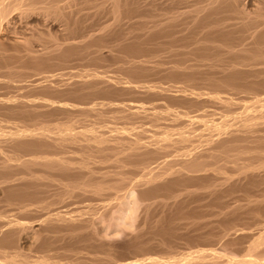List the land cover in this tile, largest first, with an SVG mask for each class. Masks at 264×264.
Returning <instances> with one entry per match:
<instances>
[{
  "label": "bare ground",
  "instance_id": "1",
  "mask_svg": "<svg viewBox=\"0 0 264 264\" xmlns=\"http://www.w3.org/2000/svg\"><path fill=\"white\" fill-rule=\"evenodd\" d=\"M156 1L147 9L138 0H0V65L8 70L0 78H7L0 82V264H264V0L251 3L253 13L246 0H191L186 6L185 0ZM149 9L152 20L132 22L135 13L144 18ZM102 13L111 21L89 33L85 22ZM15 16L30 34L4 33ZM42 20L60 24L62 37L54 29L55 38L46 33L37 24ZM112 39L107 54L123 58H117L124 61L116 64L119 75L98 69L74 70L72 79L70 73L52 74L74 54L83 61L102 56L101 43ZM92 41L101 46L90 50ZM145 49H168L173 64L139 58ZM191 55L200 60L187 62ZM158 73L184 85L133 78ZM185 82L211 88L208 97L220 102V112L191 116L163 103L159 111L150 107L153 129L118 122L144 112L145 105L113 102L123 95L157 96L195 111L208 99L206 91ZM220 89L251 97L236 100ZM109 97L112 103L98 101ZM76 109L80 115L92 109L96 117L78 119ZM160 119L173 123L159 127ZM128 192L145 201L141 220L129 217L134 233L121 244L97 239L94 224L109 225ZM241 198L246 203H237ZM191 202V219L184 223L181 207ZM178 209L182 214L175 215Z\"/></svg>",
  "mask_w": 264,
  "mask_h": 264
},
{
  "label": "rangeland",
  "instance_id": "2",
  "mask_svg": "<svg viewBox=\"0 0 264 264\" xmlns=\"http://www.w3.org/2000/svg\"><path fill=\"white\" fill-rule=\"evenodd\" d=\"M151 0H138V2H140V6H142L143 8H149V7H151L149 4V2H150ZM189 1H191V0H185L184 2H182V4L181 5H188L189 4ZM242 1H244L245 2V0H242ZM157 3H159V4H161V3H165V1H163V0H158V1H156ZM243 2V3H244ZM242 3V4H243ZM251 3H253V4H256V3H254V0L253 1H249V0H246V5L248 6V7H246V9H249V10H247V11H250L251 13H253V9H254V6L253 5H251ZM245 5V6H246ZM141 7V8H142ZM150 10L151 9H149V12L146 10V11H143V15L144 16H142V17H144V18H141V15L142 14H139V13H141V11H139V15L137 14V13H135V15L133 14V13H131V15H134V17L131 19L132 20V22H135V21H137V20H140V19H144V20H146V17L148 18L147 20H152L153 19V17H152V10H151V12H150ZM182 10V9H181ZM148 12V13H147ZM145 13H146V15H145ZM150 13V14H149ZM108 13H102L101 14V16L99 17V19L97 18V19H95L94 20V22L92 21L93 19H91V20H88V21H86L85 22V24L86 25H90V27H88L87 28V30L89 31V33H92V32H97L98 30H97V28H98V26H99V28H101L103 25H105V24H107V23H109L110 21H111V19H110V15H107ZM137 14V15H136ZM135 16H136V18H135ZM101 18V19H100ZM106 18H108V20H106ZM15 19H17L16 18V16L13 18V20H12V23H11V19L9 20V25H7V24H5L4 26V33H6L7 35L9 34V36H11V37H16V38H20V37H22V36H24V35H28V34H30V30L28 29L29 27H28V25L27 24H25V22L24 23H22L23 21H18V19L17 20H15ZM133 19H135V20H133ZM15 20V21H14ZM33 20V21H32ZM36 20H37V22L39 21V19H37V18H35L34 17V19H31V21H32V23H36ZM100 20V21H99ZM43 21V20H42ZM18 22H20V23H18ZM44 22V21H43ZM43 22H39V23H37L38 24V26L39 27H41V28H44V30L46 31V33L47 32H49V33H51V35H52V37H56V34L58 33V35H59V37L61 38L62 37V35H60V34H62L63 33V30H62V32L60 31V29L62 28V26L60 25V24H56L55 26H50L48 23H45L44 22V24H43ZM132 22H130V23H132ZM91 23H92V26L94 27V30L93 29H91ZM47 24V25H46ZM136 25H133V27L135 26V27H140L139 26V24H137V23H135ZM149 24H151V23H149ZM6 25H7V27H6ZM27 25V26H26ZM128 25H129V23H127V26L124 24V29H126V27H128ZM14 28H13V27ZM24 26H25V28H24ZM9 27H10V29H9ZM61 27V28H60ZM97 27V28H96ZM46 28H48L47 30H46ZM181 28V27H180ZM15 29V30H14ZM24 29H25V31H24ZM53 29H54V31L55 32H57L56 34L54 33V31H53ZM184 30H185V28H183ZM182 29V31H180L179 32V34H182L183 33V30ZM14 30V31H13ZM126 30H128V29H126ZM26 31L28 32V33H26ZM186 31V30H185ZM23 33V34H22ZM20 35V36H19ZM64 35V34H63ZM58 38V37H57ZM56 38V39H57ZM116 39H118L119 38V36H117V37H115ZM65 39V38H64ZM64 39H61V40H59V38L56 40V41H59V42H62ZM71 40H73V39H71ZM113 40V39H112ZM118 41H120V40H118ZM117 41V42H118ZM5 42V41H4ZM96 42L97 41H92V42H90V43H92V44H89V49L90 50H92V49H94V48H96V46H97V44L99 43V42H97V44H96ZM104 42V41H103ZM110 42V41H109ZM113 42V43H112ZM116 43V40H113V41H111L110 43H108L107 41H105L104 43H101V44H104V47H103V50H102V56L104 57H102V56H98V57H96L94 60L93 59H91V58H94V57H92V55H94V54H92V55H90V57L89 56H87V59H85V61H83L84 60V58H86V57H81V56H77V55H75L74 54V56L72 55L71 57H70V59H69V61H70V63H66V65L67 66H69V67H64L63 69H62V67L63 66H59V68L56 70H54L53 71V73L52 74H54V73H65V75H67L66 73H70L69 75L71 76V79H72V77H74V73H76V71H78V72H89V71H91L92 69V71H93V73H94V70L96 69H98L99 70V72H101L102 74H105V75H119L120 74V71H117V65L116 64H120L122 61L121 60H123V58H118L116 55L115 56H112L111 57V55H109V54H107L108 53V48L113 44H115ZM6 44H4V43H2V44H4L3 46H6L7 47V49H9V47H10V45L8 44V42H5ZM112 43V44H111ZM8 44V45H7ZM96 46H95V45ZM91 45V46H90ZM100 45V44H99ZM98 45V46H99ZM185 45H187V48H188V43L186 42L185 43ZM97 46V47H98ZM101 46V45H100ZM91 47V48H90ZM146 50V49H145ZM164 51V52H163ZM166 51H169L168 49H164V50H159L157 53L156 52H152V54H151V52H149V50H148V53H147V50L146 51H141V52H139V58H142L143 56V58H145V57H147L148 56V59H150L151 57L153 58V60H155V59H159V58H163V60H162V58H161V60L164 62L163 64H165V65H163V66H165V67H167L168 65H170V64H173V61H174V58L175 57H173V56H171L170 54L168 55L167 53L168 52H166ZM106 52V53H105ZM118 52H120V51H118ZM124 53H122L121 52V54H126V53H128V52H126V51H123ZM144 52V53H143ZM145 52H146V54H148V55H146L145 54ZM143 54V56H140L141 54ZM150 53V54H149ZM163 54H167L166 56H164ZM157 55V56H156ZM160 55H162V56H160ZM78 57L80 58V60H78ZM89 57V58H88ZM156 57V58H155ZM190 57H191V60H190ZM190 57H187V59H189V60H187V62L189 61V63H193L194 61H196V60H200V59H198L197 57H195V56H190ZM73 60H72V59ZM121 59V60H118V59ZM155 58V59H154ZM167 58V59H166ZM76 59V60H75ZM152 60V59H151ZM166 60V61H165ZM193 60V61H192ZM93 61V62H92ZM115 61H116V63H115ZM120 63H119V62ZM168 61H170V62H168ZM191 61V62H190ZM72 62H75L76 64H72L71 65V63ZM84 62V63H83ZM90 62H91V64H90ZM95 62H96V64L97 65H94L95 64ZM113 62L115 63V66H112V64H113ZM124 62V61H123ZM122 62V63H123ZM78 63H80V64H78ZM90 64V65H89ZM168 64V65H167ZM2 65H0V67H1ZM3 66H5V65H3ZM2 66V67H3ZM9 67V66H8ZM114 67L116 68L115 70H114ZM201 69L203 68V67H200ZM7 69V66H5L4 67V69H1V71L0 72H4V71H6L5 73H3V74H5V75H3V74H0V78H4V76H7V72H8V70H6ZM44 69V68H43ZM46 69V68H45ZM68 69V70H67ZM3 70V71H2ZM46 70H49V69H46ZM62 70L64 71V72H62ZM65 70H67V71H65ZM70 70V71H69ZM75 70V71H74ZM84 70V71H83ZM89 70V71H88ZM97 70V71H98ZM107 70V71H106ZM108 70H110L109 72H108ZM74 71V73H72ZM115 71V72H114ZM95 73H97V72H95ZM113 73V74H112ZM122 73V72H121ZM162 73V72H161ZM161 73H158V74H152V75H150L149 77L148 76H137V77H133L135 74H132L133 76V78L135 79V80H138V79H141V81L142 82H140L139 80V84H143L144 82H146V84H147V81L149 82V84L148 85H151V84H157L158 86L160 85L161 86V84L163 85V86H161V87H164V85H166V86H168V85H175L174 83H176L177 85H184V83L183 82H181V79L180 78H178V77H173V78H168L167 79V77L165 78V76L164 75H162ZM74 74V75H73ZM65 75H62V77H65V78H68V77H70V76H65ZM73 75V76H72ZM157 75H159V76H157ZM162 75V76H161ZM2 76V77H1ZM121 76H123V77H125V76H128V75H126V74H124L123 73V75H121ZM155 76V77H154ZM129 77V76H128ZM131 77V76H130ZM142 77H144V78H142ZM147 77V78H146ZM154 77V78H153ZM159 77V78H158ZM7 78H5V80H6ZM143 79H144V81H143ZM162 79V80H161ZM163 79H164V81H163ZM4 80V79H3ZM2 80V81H3ZM4 80V81H5ZM173 80V81H172ZM176 80H178V81H176ZM180 80V81H179ZM2 81H0V82H2ZM170 81V82H169ZM158 82V83H157ZM160 82V83H159ZM186 83V82H185ZM189 85H192V87L191 88H193V89H195V90H200V92L202 91V93L203 92H205V94H204V96L203 97H205V98H208V99H205V104H204V102H200L197 106H194V107H196L194 110L195 111H192L191 109H192V107H191V109H190V105L189 104H187V103H182V102H176V101H166L165 99H162L161 97H157V96H150V97H148V96H144V95H140L139 97L137 96V98L138 99H136V95L133 97V95H123V97L122 96H119V98H116V100L118 99V101H113L112 99H111V97H109L110 99H106V100H110V101H105V99H99L98 101H104V102H110V103H112V101L114 102V103H118L119 101H122V99H123V101L122 102H119V105H123V104H135V105H139V106H144L143 108V111L144 112H140L141 114H142V116H141V114H140V117L137 115V117L136 118H134V119H129V120H127L126 118H120L121 120H122V122H121V120H119L118 121V117H119V115H118V117L116 116V114H115V112H113V104L112 105H108L107 104V106L108 107H110L111 106V108H112V113L116 116V118H118V119H116L115 117H112V119H111V117L110 116H107V115H110V114H112L111 112H107L106 114H105V117H110V119L109 120H111V122H113V120H114V126H118L117 124L115 125V122L116 121H118V122H120L121 124H128L129 125V123H132L133 122V120L135 121V122H133L132 124L133 125H135V126H141V127H147L148 125H149V127H147L148 129H153V128H151V126H150V116H149V114H150V112H151V108L150 107H152V110L153 111H159L160 110V108H162V106H171L170 108L171 109H174V111H176V110H180V111H187V112H189V114L191 115V116H193V115H197L198 113H204V111H206L207 113H211V111L214 109V110H216V111H218V112H220V110H221V104H220V102L219 101H217V100H215V99H212L211 97H210V99H209V97L208 96H211V93L209 92V90L210 91H212V89L211 88H208L207 89V87L208 86H203V85H201V84H197V83H189V82H187ZM186 83V84H187ZM145 84V83H144ZM1 86V85H0ZM196 86V87H195ZM2 87V86H1ZM3 89H5V88H3ZM0 90H1V88H0ZM8 90H10V91H13V89L11 90V89H8ZM197 90V91H198ZM223 91H224V89H222ZM221 89H220V92H221V95H223V96H226V97H232L233 99L235 98H237L236 100H240V99H245L244 97H246V99H250V97H251V95H249L248 93H246V92H240V93H234V91L232 92V91H230V90H227V89H225V91H224V93H222L223 91H222ZM2 91V90H1ZM1 91H0V96H2V94H1ZM3 91H6V90H3ZM15 91V90H14ZM5 93H7V91L6 92H4V94ZM232 93V94H231ZM234 93V94H233ZM245 93L247 94V95H245ZM3 94V95H4ZM9 93H7V95H8ZM11 94V93H10ZM7 95H4V96H7ZM245 95V96H244ZM249 95V96H248ZM124 96H127L126 97V99H125V97ZM142 96V97H141ZM143 97H145V99H143ZM148 97V98H147ZM154 97H157V98H154ZM129 99V100H128ZM136 99V100H135ZM147 99V100H146ZM132 100V101H131ZM146 100V101H145ZM207 100V101H206ZM209 100V101H208ZM71 101H73L72 99H71ZM161 101H162V103H161ZM124 102V103H123ZM148 102V103H147ZM152 102V103H151ZM161 103V105L160 106H158L159 105V103ZM210 103V104H213V106H215L216 108H214L212 105H206L207 103ZM213 102V103H212ZM72 103V102H71ZM75 103H77V102H74L73 101V104H75ZM120 103H122V104H120ZM157 103V104H156ZM163 103H165V105H163ZM174 103V104H173ZM176 103V104H175ZM182 103V104H181ZM215 103V104H214ZM149 104V105H148ZM153 104H155V105H153ZM181 104V105H180ZM184 104H186V105H184ZM78 105V104H77ZM146 105H147V109H146ZM180 105V106H179ZM184 105V106H183ZM189 105V106H188ZM86 106H88V105H86ZM154 106H155V108H154ZM157 106V107H156ZM175 108H174V107ZM201 106H203V107H201ZM211 106V107H210ZM149 107V108H148ZM182 107V108H181ZM154 108V109H153ZM197 108H199L198 110H199V112H198V110H197ZM200 108H201V110H200ZM204 109V110H203ZM77 110V109H76ZM76 110H71V113H72V115H71V117H72V119H75L76 120V114H75V117H74V114H73V112H75V113H77L78 112V110L76 111ZM142 110V109H141ZM211 110V111H210ZM73 111V112H72ZM108 111H110V108H108ZM150 111V112H149ZM191 111V112H190ZM210 111V112H209ZM81 112V111H80ZM80 112H78V114L80 113ZM90 112V109L88 110V112L87 111H82V115L84 114V115H86L85 113H88V116H89V118H88V116H82V115H80V116H78V114H77V117H78V119H81V118H79V117H82L83 119L85 118H87L88 120H90V119H94L95 117H96V115H95V113L93 114V115H95V116H93V115H91L92 113H93V110L91 109V114L89 113ZM126 111H124V112H121V113H125ZM147 112V113H146ZM197 114H196V113ZM218 112H214V113H218ZM144 114V115H143ZM146 114H147V116H146ZM61 116V117H60ZM64 116H66V115H58L57 117L59 118V119H61L62 121H64V120H66L67 118H69L70 117V115L69 116H67V117H64ZM92 116H93V118H92ZM111 116H113V115H111ZM74 117V118H73ZM91 117V118H90ZM141 117H143V118H141ZM146 117H147V119H146ZM170 118H173V115H170L169 116ZM115 118V119H114ZM125 119L127 120L126 122H125ZM186 119V117L184 116V117H181V118H179L178 120L179 121H177V123H175V124H181L184 120ZM60 120V121H61ZM143 120H145V121H143ZM131 121V122H130ZM139 121V122H138ZM161 121V122H160ZM164 121V122H163ZM149 122V123H148ZM160 122V123H159ZM159 122H158V124H160V126L159 127H162V126H164L167 122V124H170V123H173L171 120H169V119H167L166 121H165V119H160L159 120ZM147 123V125H145ZM163 125H162V124ZM111 124V123H110ZM120 124V126H122ZM112 125V124H111ZM162 125V126H161ZM125 126V125H124ZM154 128H156V127H154ZM158 128V127H157ZM120 154H122V153H120ZM122 156V155H121ZM152 165L154 166V165H157L155 162L154 163H152ZM128 166V165H127ZM126 166V167H127ZM156 167H158V166H156ZM128 168H132V166H130L129 165V167ZM129 169V170H130ZM132 170H134V169H132ZM131 196V197H129V195ZM132 194V193H131ZM130 194V192H128L127 194H126V196L127 197H125V201L123 200L122 201V204H121V210H118L117 212H116V215L115 216H113V217H111L110 219H113V221L111 220L110 221V219L108 220V221H110L109 223L110 224H112V225H108V223H105V221H104V223H102V222H96L95 224H94V231H93V234H95V236H96V238L97 239H100V240H103V241H110V242H116V243H119V244H121V243H123L124 241H126L127 240V238H129V236L132 234V233H134V231H135V228H133L134 226H135V223H137V222H139L140 220H141V214H144V212H145V210H144V202L145 201H141V200H138L137 199V196H134V195H136V194H132L133 195V197H132V195ZM133 198H134V202H133ZM140 201H141V203H140ZM133 202V203H132ZM136 202V203H135ZM237 203H241V204H244V203H246V199H242L241 198V200H237ZM130 204H133V205H130ZM137 204H140L141 206H140V208H138V206L139 205H137ZM137 206V207H135V206ZM184 205V204H183ZM187 205V206H186ZM186 205H184V207H181V209L183 210V217H182V222H188V221H190V219H191V214L189 215V213H191L190 211L189 212H187L186 213V211L187 210H191V208H192V206H194V203H192L191 202V204L189 203H187ZM132 206V207H131ZM187 207V209H184V208H186ZM132 208V209H131ZM137 209L136 210V213H134V215H133V212H134V210L135 209ZM134 209V210H133ZM143 211V212H142ZM179 211V212H178ZM132 212V213H131ZM129 215H128V214ZM177 213H181L182 214V212H181V210H175V215H177ZM131 214H132V217L134 216V220H135V218H136V220H135V223H133V219H132V217H131V219L132 220H130V222H129V217L131 216ZM137 214V215H136ZM178 214V215H179ZM127 215V216H126ZM188 215H189V217H188ZM157 216V215H156ZM116 217V218H115ZM179 217V216H178ZM184 218L186 219L187 218V220L185 221L184 220ZM264 219V218H263ZM107 221V222H108ZM113 222V223H112ZM102 223V224H101ZM133 223V224H132ZM259 226H261V225H259ZM133 228V229H132ZM133 230V231H132ZM184 230H186L185 228H183V231ZM129 233V234H128ZM182 241V240H181ZM22 242H24V241H22ZM180 242V241H179ZM21 244H23V250H25V252H28V250L29 249H27V248H29V243L26 241V242H24V243H21ZM25 244V245H24ZM26 245H28L27 246V248H25L24 249V247L26 246ZM22 246V245H21ZM185 246L187 247L188 245H186L185 244ZM183 248H185L184 247V245L182 246ZM181 249L182 250V248H179V247H175V249ZM63 260H65V261H67V258L66 259H63ZM64 261V262H65Z\"/></svg>",
  "mask_w": 264,
  "mask_h": 264
}]
</instances>
